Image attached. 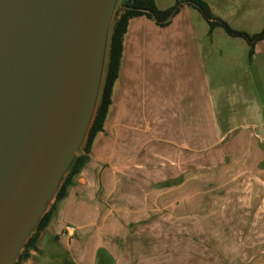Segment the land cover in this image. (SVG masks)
Instances as JSON below:
<instances>
[{
	"label": "crops",
	"instance_id": "0c3cea01",
	"mask_svg": "<svg viewBox=\"0 0 264 264\" xmlns=\"http://www.w3.org/2000/svg\"><path fill=\"white\" fill-rule=\"evenodd\" d=\"M200 1L235 31H264V0ZM122 46L102 130L21 264H160L176 239L162 229L233 179L235 204L258 198L264 215V39L251 49L180 0L166 25L131 18Z\"/></svg>",
	"mask_w": 264,
	"mask_h": 264
},
{
	"label": "water",
	"instance_id": "95a60500",
	"mask_svg": "<svg viewBox=\"0 0 264 264\" xmlns=\"http://www.w3.org/2000/svg\"><path fill=\"white\" fill-rule=\"evenodd\" d=\"M122 0H0V264H15L86 139Z\"/></svg>",
	"mask_w": 264,
	"mask_h": 264
},
{
	"label": "rangeland",
	"instance_id": "374dc122",
	"mask_svg": "<svg viewBox=\"0 0 264 264\" xmlns=\"http://www.w3.org/2000/svg\"><path fill=\"white\" fill-rule=\"evenodd\" d=\"M121 87L120 81L112 107H121ZM249 178L253 177L241 182L249 183ZM233 180L219 188L209 184L215 187H209L205 194V208L178 213L177 223L162 229L176 234V239L161 240L160 264H264L263 201L253 198L251 209L248 202L246 207H238L233 192V184L238 181Z\"/></svg>",
	"mask_w": 264,
	"mask_h": 264
},
{
	"label": "trees",
	"instance_id": "16d2710c",
	"mask_svg": "<svg viewBox=\"0 0 264 264\" xmlns=\"http://www.w3.org/2000/svg\"><path fill=\"white\" fill-rule=\"evenodd\" d=\"M186 1L200 11L211 27L220 26L224 28L230 35L244 37L251 49L255 41L264 39V31L254 35H248L244 32L235 31L231 29L227 23L215 17L202 1ZM179 2L180 0H176V3L173 7L166 10H159L153 0H122L116 8L109 33L105 70L98 104L86 139L81 147V153L77 155L74 163L66 174L56 194L54 203L51 205L49 210L44 213L35 231L27 239L15 264H21V262L29 256V250L36 248V240L38 238L39 232L47 225L55 202L64 195L66 187L71 182V178L87 159L95 135L102 130L108 108L111 104L113 84L118 76L123 49L122 41L127 29L128 21L133 17L145 15L148 18H153L160 25H166L171 16L174 14Z\"/></svg>",
	"mask_w": 264,
	"mask_h": 264
},
{
	"label": "built area",
	"instance_id": "2783aa9c",
	"mask_svg": "<svg viewBox=\"0 0 264 264\" xmlns=\"http://www.w3.org/2000/svg\"><path fill=\"white\" fill-rule=\"evenodd\" d=\"M74 231V227L70 226V225H67L65 228H64V232L65 233H68V234H72Z\"/></svg>",
	"mask_w": 264,
	"mask_h": 264
}]
</instances>
